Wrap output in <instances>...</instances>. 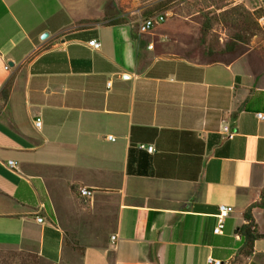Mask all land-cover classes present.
<instances>
[{"label": "crops", "instance_id": "crops-1", "mask_svg": "<svg viewBox=\"0 0 264 264\" xmlns=\"http://www.w3.org/2000/svg\"><path fill=\"white\" fill-rule=\"evenodd\" d=\"M82 1L0 0V246L50 264H228L254 205L263 237L243 264H264L262 54L192 60L154 45L156 26L91 23ZM219 205L233 212L215 235Z\"/></svg>", "mask_w": 264, "mask_h": 264}, {"label": "rangeland", "instance_id": "rangeland-1", "mask_svg": "<svg viewBox=\"0 0 264 264\" xmlns=\"http://www.w3.org/2000/svg\"><path fill=\"white\" fill-rule=\"evenodd\" d=\"M79 6L92 9L87 12L93 17L91 23H126L138 35L145 18L165 15L151 38L154 45L192 60L228 62L247 51L264 58V26L256 21L257 0L234 6L217 0H83ZM0 264L50 263L35 252L0 246ZM63 264H79V259L73 256Z\"/></svg>", "mask_w": 264, "mask_h": 264}, {"label": "built area", "instance_id": "built-area-1", "mask_svg": "<svg viewBox=\"0 0 264 264\" xmlns=\"http://www.w3.org/2000/svg\"><path fill=\"white\" fill-rule=\"evenodd\" d=\"M224 4L225 6L228 5H236L238 2H241L242 0H217ZM256 11V21L260 26H264V0H257V7L255 9ZM165 21V15H155L151 17L145 18L139 25L138 32L140 34H146L151 31L155 26L163 23ZM88 46L93 49V50H98L100 48V43L96 40H91L88 42ZM148 49L153 48V44L150 43L147 46ZM4 68L7 70L9 66L6 64ZM258 119L263 120L264 119V114L259 113L256 115ZM35 126L39 127L40 126V120L36 119L35 121ZM219 133L222 136L223 139L225 140H231L235 136V132L230 129L229 123L225 120H222L219 125ZM108 139L112 140V137L109 136ZM138 149L144 150L148 153H152L154 151L153 145H145V144H140L138 146ZM9 167H12L14 162L8 161L7 162ZM79 195L82 197H89L92 195V192L88 189H80L79 190ZM233 212V208L231 206L227 205H219L218 206V212L215 215L216 223L215 226L213 227V234L215 235H222L224 232L225 228V221L228 218L229 214ZM38 222H42V219L37 217ZM112 240H115V237H111ZM206 263L207 264H223L218 259L212 258L211 256H208L206 258Z\"/></svg>", "mask_w": 264, "mask_h": 264}, {"label": "trees", "instance_id": "trees-1", "mask_svg": "<svg viewBox=\"0 0 264 264\" xmlns=\"http://www.w3.org/2000/svg\"><path fill=\"white\" fill-rule=\"evenodd\" d=\"M235 40H236V38H235ZM236 41L240 42V40H236ZM239 56H237V57H239ZM237 57L233 58V60L236 59ZM9 89H10V84H7L2 89L0 95H1V98L3 99V101H5L7 99ZM263 202H264V192L261 195V203L259 204V206H262ZM253 207H255V206L254 205L250 206L244 212L243 216H244V219L247 221V223L236 228V230H235V233L237 235H239L241 240H242V245L238 249L234 260L230 261L228 264H236V262L243 264L244 258H248L252 254L254 242L263 237L262 234L257 232L256 226H255L253 218L251 216V209Z\"/></svg>", "mask_w": 264, "mask_h": 264}, {"label": "water", "instance_id": "water-1", "mask_svg": "<svg viewBox=\"0 0 264 264\" xmlns=\"http://www.w3.org/2000/svg\"><path fill=\"white\" fill-rule=\"evenodd\" d=\"M45 37H46V34H43V35H42V38H45Z\"/></svg>", "mask_w": 264, "mask_h": 264}]
</instances>
